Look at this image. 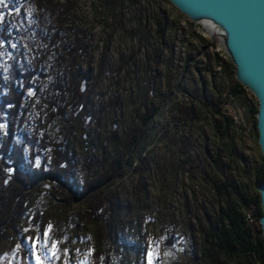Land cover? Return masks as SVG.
<instances>
[{
	"label": "rangeland",
	"instance_id": "obj_1",
	"mask_svg": "<svg viewBox=\"0 0 264 264\" xmlns=\"http://www.w3.org/2000/svg\"><path fill=\"white\" fill-rule=\"evenodd\" d=\"M102 2L53 0L70 9L63 25L70 43L83 37L78 65L82 70L89 66L93 78L99 75L94 84L92 78L82 83L87 107L72 114L75 123L67 142L79 157L100 154L110 131L120 135L139 126L143 100L152 96L160 105L159 111L144 126L132 166L117 183L120 199L130 208L123 218L124 229L139 241L143 252L120 264H149V260L151 264H205L200 231L221 202L215 197L213 183L233 180L250 193L256 192L249 174L243 171V166L249 172L262 160L245 111L257 106L256 99L246 90L244 96L226 106L238 120L236 150L247 165L223 158V170L218 172L205 153L216 155L208 114L201 111L200 120L191 124L179 115L181 105L196 103L203 76L197 70L202 67L200 62L209 56L210 67L219 72L214 55L227 60L218 40L212 41L207 30L166 0H126L122 9L114 11L103 8ZM44 14L46 20L54 19L49 11ZM161 15L167 23L166 44L157 38L153 27L154 18ZM0 16L2 21L37 17L31 4L23 0H3ZM14 25L17 30L18 25ZM43 61L46 67L48 58ZM160 93L164 95L161 100ZM30 95L34 96V91ZM32 113L30 104L22 116V128ZM112 146L107 142L109 152ZM138 180L143 191L137 208ZM46 189L45 184L40 186L42 194ZM82 211L83 206L77 204L66 215L60 205L53 204L45 210L38 229L29 227L28 220L21 222L31 264H89L96 234L104 233V225L83 226ZM50 222L58 228L50 229ZM19 258L17 241L8 231L0 243V264H19Z\"/></svg>",
	"mask_w": 264,
	"mask_h": 264
},
{
	"label": "trees",
	"instance_id": "obj_2",
	"mask_svg": "<svg viewBox=\"0 0 264 264\" xmlns=\"http://www.w3.org/2000/svg\"><path fill=\"white\" fill-rule=\"evenodd\" d=\"M23 1L31 4L36 18L2 21L0 16V243L11 231L17 241L19 264H31L21 222L28 220L29 227L38 229L45 210L51 205H60L67 215L81 204L83 226L104 225V233L96 234L89 264H120L125 258L142 254L143 247L124 229L123 218L130 208L120 199L117 183L130 170L144 126L159 111L160 105L146 95L139 126L120 135L110 131L106 142L101 144L100 154L77 156L67 142L75 123L72 114L87 107V96L81 93L82 83L92 78L94 84L99 75L93 78L89 66L82 70L78 65L84 50L83 37L71 44L69 36L63 33L69 7L54 4L53 0ZM125 2L103 0L102 6L114 11L122 9ZM46 11L54 15L52 21L45 19ZM164 18V15L155 17L153 27L157 38L166 44ZM14 23L18 25L17 30ZM45 58H48L46 67ZM213 62L219 72L210 67L209 56L200 62L202 67L197 70L203 76L196 103L181 105L179 115L191 124L200 120L201 111L208 114L216 155L205 153L214 169L221 172L223 158L247 165L236 150L234 135L238 126L226 109L244 96L246 89L236 81L228 58L224 60L215 54ZM31 91L34 96L30 95ZM157 96L161 100L164 95ZM30 104L33 117L22 128V116ZM245 111L257 137V106ZM107 142L113 143L110 152ZM45 156L47 161L43 162ZM243 171L252 179L255 193L233 180L213 183L215 197L221 202L200 231L205 264H264V237L259 224L263 212L257 190L264 183L263 161L249 172L243 166ZM42 184L47 186L45 195L40 191ZM136 187L135 207L138 208L143 191L140 180ZM50 224V229L58 228L57 223Z\"/></svg>",
	"mask_w": 264,
	"mask_h": 264
},
{
	"label": "water",
	"instance_id": "obj_3",
	"mask_svg": "<svg viewBox=\"0 0 264 264\" xmlns=\"http://www.w3.org/2000/svg\"><path fill=\"white\" fill-rule=\"evenodd\" d=\"M180 14L218 40L234 67V77L257 102L256 143L264 164V0H168ZM264 237V183L257 187Z\"/></svg>",
	"mask_w": 264,
	"mask_h": 264
},
{
	"label": "snow or ice",
	"instance_id": "obj_4",
	"mask_svg": "<svg viewBox=\"0 0 264 264\" xmlns=\"http://www.w3.org/2000/svg\"><path fill=\"white\" fill-rule=\"evenodd\" d=\"M2 2H3V0H0V3H2ZM44 235L47 236L48 233L45 232ZM54 247H55V243H53V248H54ZM53 254H55V253H53ZM149 256H151V253H149ZM38 264H39V262H38ZM149 264H151V260H149Z\"/></svg>",
	"mask_w": 264,
	"mask_h": 264
},
{
	"label": "built area",
	"instance_id": "obj_5",
	"mask_svg": "<svg viewBox=\"0 0 264 264\" xmlns=\"http://www.w3.org/2000/svg\"><path fill=\"white\" fill-rule=\"evenodd\" d=\"M234 121L236 122V123H238V120H237V118L236 117H234ZM247 218L251 221V219H252V216H251V214L250 213H248L247 214Z\"/></svg>",
	"mask_w": 264,
	"mask_h": 264
},
{
	"label": "flooded vegetation",
	"instance_id": "obj_6",
	"mask_svg": "<svg viewBox=\"0 0 264 264\" xmlns=\"http://www.w3.org/2000/svg\"><path fill=\"white\" fill-rule=\"evenodd\" d=\"M2 3H0V6H1Z\"/></svg>",
	"mask_w": 264,
	"mask_h": 264
}]
</instances>
